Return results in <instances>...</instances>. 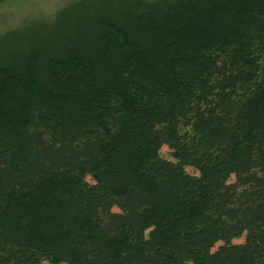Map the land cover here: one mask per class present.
I'll list each match as a JSON object with an SVG mask.
<instances>
[{"label":"trees","instance_id":"16d2710c","mask_svg":"<svg viewBox=\"0 0 264 264\" xmlns=\"http://www.w3.org/2000/svg\"><path fill=\"white\" fill-rule=\"evenodd\" d=\"M38 20L0 46V264H264V0Z\"/></svg>","mask_w":264,"mask_h":264},{"label":"rangeland","instance_id":"374dc122","mask_svg":"<svg viewBox=\"0 0 264 264\" xmlns=\"http://www.w3.org/2000/svg\"><path fill=\"white\" fill-rule=\"evenodd\" d=\"M67 1L69 0L0 1V46L3 44L5 33L12 30V28H19L22 35L28 34L33 29L32 25L40 21L38 19H40L42 16L53 14ZM11 39L12 38L9 40ZM160 154L166 159H171L169 149L165 145L161 146ZM186 171L192 174L196 173V171L191 167H186ZM48 264L66 263L48 261Z\"/></svg>","mask_w":264,"mask_h":264},{"label":"clouds","instance_id":"9594fccd","mask_svg":"<svg viewBox=\"0 0 264 264\" xmlns=\"http://www.w3.org/2000/svg\"><path fill=\"white\" fill-rule=\"evenodd\" d=\"M90 179V178H89ZM114 211H118V209H113ZM41 264H48V261L44 260V261H41Z\"/></svg>","mask_w":264,"mask_h":264}]
</instances>
